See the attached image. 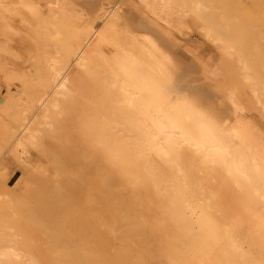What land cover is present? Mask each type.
<instances>
[{"label":"bare ground","instance_id":"6f19581e","mask_svg":"<svg viewBox=\"0 0 264 264\" xmlns=\"http://www.w3.org/2000/svg\"><path fill=\"white\" fill-rule=\"evenodd\" d=\"M198 2L203 10L197 8ZM242 3L243 0H114L105 6L101 0H0V36L4 38L12 31L10 21L17 18V23L33 31L38 36L34 38L40 43L42 40L45 47L30 55L27 73L13 69L16 75L3 72L17 77L24 96L14 104L10 96L14 91L10 92L0 109L7 121L4 123L0 115V123H4L0 133L10 153L16 160H24L31 145L41 144L39 132L49 135L59 117H63L59 125L64 124L63 128L57 127L61 133L55 132L59 134L56 138L51 130L49 135L50 139L56 138L52 140L59 150L70 154V146L62 138V134L68 136L67 131L83 145L81 159L73 152L67 165L60 164L59 153L50 154L57 174L65 180L53 185L49 174L45 177L48 182L41 187V193L54 198L49 204L44 202V208L52 209L54 215L62 211L55 218L64 222L63 227H68L72 214L86 212L91 205H106L113 212L116 230L121 227L123 231H116V236L135 235L132 240L137 244L154 234L164 237L162 246L169 252L170 264H264V135L238 116L241 106L233 93L236 87H246L264 108V50L258 48L256 56L250 55V32ZM85 8H94L91 13L84 11L91 15L94 12V16L83 22ZM186 14L195 16L192 19L198 17L205 37L230 58L229 75L240 86H231L234 88L228 95L223 92L227 106L219 101V108L214 110L213 86H197L187 75L197 59L196 53L191 46L187 51L189 59H184L177 44L180 40L174 36L177 32L183 36L182 19ZM169 25L175 29L174 35ZM5 38L6 42L12 40L10 35ZM12 74L11 78L4 76L17 80ZM162 90L185 94L204 107L217 123L216 133L206 137L192 128L159 125L154 113L165 102ZM59 138L62 141L57 144L55 140ZM8 196L12 199V195ZM11 201L4 200L12 209H19L20 202H15L16 207ZM11 214L14 215L12 211ZM84 215L79 227L88 237L92 223H85L90 220ZM4 220L0 217V264H42L36 248L31 251L18 233L3 229ZM55 224L51 227L52 238L60 227ZM62 226L58 233L63 238L57 235L61 241L55 244H60L59 248H53L60 253L66 246L68 252L62 251L70 259L68 248L72 245L62 247L67 236H62ZM68 228L66 233L71 230ZM101 245L92 247L104 252L100 260L93 255L97 264H132L134 259L127 257L128 246L108 254L110 245ZM89 249L86 250H94ZM48 258L51 263L55 261L52 256ZM93 258L87 255V261H92L88 264L96 263ZM69 262L74 264L73 260Z\"/></svg>","mask_w":264,"mask_h":264},{"label":"rangeland","instance_id":"374dc122","mask_svg":"<svg viewBox=\"0 0 264 264\" xmlns=\"http://www.w3.org/2000/svg\"><path fill=\"white\" fill-rule=\"evenodd\" d=\"M101 1H103L104 4L106 3L105 6H107V5L112 4V2L114 0H101ZM242 4L243 5L241 7L245 11V13H244L245 14V25L247 27V30L250 32L248 34V37H247V43H248L249 47L251 48L250 55L256 56L257 53L259 52L258 48L264 50V0H243ZM84 11H86V12L90 11V13H91V11H94V8H92V9L91 8H85V10L83 9V22H85L86 20L92 19V17L94 16V12H92V15H93L92 16L91 14L86 13ZM85 13H86V15H85ZM232 15L234 16L235 14L232 13ZM191 16H192V14H186L185 16H183L184 18L182 19L183 20L182 23L183 22L184 23H183L182 28H183L184 34L181 33V34H183V36L181 35L182 37L180 36V33H178V32H177L178 35L175 34L176 31L171 25L168 26V29L171 31H175V32H173V35L175 34L174 36H176V38H178L180 40L181 43L178 42L177 44L180 46L179 47V50H180L179 53L182 54L181 56H186L184 59H189L188 56H190V53H188L187 51H189L191 46H193V48H194L193 50L196 53L197 59H196L195 63L190 66L192 69L191 71H193V73L190 74V72H191L190 71V72H188L187 75L188 76L191 75L193 77L192 83L196 84L197 86H202L201 84H210L213 86L212 88L214 89V94L212 95L211 99L214 100L212 107L215 110V109L219 108V106H218L219 104H216L219 101H220V105H222V104H225L226 106L228 105V103H227L228 100H227L226 96H224V93H225V95L226 94L228 95V92H230V88H232L231 86H238L239 83H236V81L232 78V76L229 75L231 73L230 68H229L230 67L229 66V61H230L229 56L224 54V52L220 49V47L218 46L217 43H215V42L213 43V41L208 40V38L205 37V34L203 33L204 30L202 29V26H203L202 21L200 19H198V17L196 18L197 20L192 19L193 17L195 18V16H192V18H191ZM230 17H231V15H230ZM235 17L236 18L238 17L237 14L235 15ZM231 18H233V17H231ZM17 21H18L17 18L10 21L11 26L13 25L14 28L12 27V31L5 34L6 38L10 35L12 40L9 38V40L7 42L9 43V41L11 40L10 41L11 43L6 44L7 42H6V40H4L5 37L3 38L2 36H0V39H1L0 42H2V43H0V55H1L0 56V63L2 64V67H3L2 71L0 69V109L5 104V101H3V100H5L6 96L9 95L10 92H13V91L16 92L19 88L21 89V84L18 81L17 77L13 76L15 74V72L21 73V71H24V73H27L30 69V61H31L30 55H32L34 53L33 51H35V50H38V49L40 50V49L45 48L43 46V41L41 40V43H40V41L36 38L37 35L33 31L26 29L23 26L21 27V24L17 23ZM238 22H241V21H238ZM16 26H19V27H16ZM15 27H16V30H15ZM25 29L27 31H31V33L28 32V33H30V34H28ZM19 31H22V32L20 33ZM11 33H13V34H11ZM12 35H13V37H12ZM34 35H36L35 38H34ZM32 36L34 38V39H32L33 41L31 39H29ZM174 36L172 37L173 39H175ZM2 38H3V41H5V43L2 41ZM13 38H15L14 41H13ZM178 39H175V40L179 41ZM183 41H184V43H183ZM22 42H24V44ZM35 42H36V44H35ZM37 42L39 43L38 47H37ZM47 49H48V47H47ZM13 52L16 53L20 58L16 54H15L16 55L15 56ZM11 54L13 55L14 58H12ZM197 60H198V63H197ZM2 61L4 63H2ZM23 63H24V65H23ZM203 63H204V65H203ZM11 66H13V67H11ZM2 67H0V68H2ZM9 68H10V70H9ZM19 68H20V70H19ZM207 68L209 69V71L207 70ZM11 69H13L14 71L16 70V71L14 72ZM186 70H187V68H186ZM4 71L6 72V75L8 72L9 73L11 71L14 72V74L11 73L12 78H16L17 80H12V79L9 80V78H11V74H10V76H6L5 73H3ZM24 73H22V74H24ZM4 75L6 77H9V78L7 79ZM231 78H232V80H230ZM233 80L235 82H233ZM234 83L236 85H234ZM240 88L236 87V90L233 91V93L236 96L237 102H239L240 106L242 107V108L240 107V113L238 116L241 115L240 118L243 121H245L247 123L249 121L251 123L250 124L251 126L254 125L252 127L258 132L259 135H261V133H262V135H264V108L260 107L261 105L256 103L255 98L250 93L248 88H246V87L244 88L243 86ZM20 89L16 93L13 92L15 95L13 93H12L13 95L10 94V96H13V98L15 100L14 104H16V101L19 102L21 99L23 100V98H24V96H22L20 94ZM232 89H231V91H232ZM7 91H8V94L6 93ZM16 97H17V99H16ZM18 99H19V101H18ZM258 107H259V109L262 108V110L259 111ZM241 109H242V111H241ZM0 115H2V117L0 116L2 121L4 120L3 122L6 123L7 122V121H5L6 117L3 116V113H0ZM59 118L61 119V117H59ZM60 119L57 123L54 124L53 127L55 129L54 128H52L50 130L48 129L50 131V132H48L49 135H51L53 133L51 130H54L53 134H55V132L57 133L60 131V129L57 127H60V128L64 127V124L62 126H60L62 123L60 121H62L63 117L61 120ZM2 121H1V123H2ZM1 123H0V125L3 126L2 124H4V123H2V124ZM59 123H60V125H59ZM42 126L43 125H41V128H44V127L46 128V126H43V127ZM0 129H2V127H0ZM0 132L3 133V129H2V131L0 130ZM1 133H0V146H1L0 147V194H1L0 195V206H1L0 207L1 208L0 214H2V215L0 217L3 218V220L5 219L4 221H6L5 226H4L5 228H3V229L8 230V232L18 233L17 235L18 236L20 235L23 243L25 245H28V248L29 249L31 248L30 249L31 251L35 252L37 249V251H36L38 253L37 256H38V259L40 260V262L42 264L44 262H46L44 264H48V263L52 264L53 262L55 264H57V263H60V260H62L61 264L64 263L63 261H65V263L71 264L70 263L71 261L69 262V260H73L74 264L92 263V261L91 262L87 261L88 259H90V258L87 259V255H89V257H91V258H93V255H94V256H96V258H95L96 260H97V258L100 260L101 255H102L101 253H104V252L101 249H97V250H95V249L97 247L100 248L101 243L104 245H108V246L110 245L109 247L105 246V247H108V249H109V251H108L109 253L107 252L108 254L112 253L111 250L114 252H117V250L121 251V250H123L122 249L123 247L128 246L129 248L128 247L127 248L129 249L128 250L129 255H127V257L130 256V257H132V260L134 259L133 260L134 262L132 261V264H170L169 256H168L169 252L166 253L165 251H167V250H165V247L162 246V245H165V243L162 242L163 240L165 241L164 237H161V236L154 234L153 236L151 235L152 237L149 236L147 238V240H145V241L143 240V243L139 241L140 243L137 244L136 242L133 243V240H132L133 239L132 237L135 235L127 234L125 236L123 234V237H121L122 236V234H121V236L120 235L116 236V235H118L119 232L123 233V231H122L121 227L119 228L121 230H119L118 228L116 230L117 226H116V222L113 218V212L106 205H100V206L91 205L88 207L87 210H85L86 212L83 211V213L72 214L68 220V227L70 226L71 230H67V233H66V229L68 227L65 225L64 226L65 228H64L62 226V225H64V222L59 221L60 220L59 218L56 219L58 216H60L62 214L61 213L62 211L58 212V213H61L60 215H58L57 212H56L57 215H54V213H52L53 212L52 209L44 208V205H43L44 202L49 204L54 199L52 197V195L49 193L48 194L46 192L41 193V187L48 182V180L46 181V178H48L49 174L53 176L52 178L55 177L54 179L50 178L51 179L50 183L53 185L61 184L65 180L64 177H62L60 174L59 175L57 174L58 173L57 172V166H55L52 163V160L50 161V159H51L50 154L59 153L60 159H61L60 164H63V165H67V162H69L68 159L70 158V154L72 157L73 152H76L78 154V158L81 159V152H82L81 150L83 148V145L80 143L79 140H77L75 134H73V133L69 134L68 131L66 132V133H68V136L66 134H62V138L66 139L69 146H70V154H67L66 152L60 151L59 150L60 146H57L56 143L53 141L54 139L57 138L56 136H59V134L58 135L57 134L52 135L53 137H56L54 139L52 138L53 139L52 140L49 138L50 137L49 135H45L46 132H43L44 135H43V133L39 132V134L42 135V137L40 135L38 137L39 138L38 143L41 142V144H38L39 147L36 145L37 143L35 145H31L30 148H28L27 156L26 155L24 156L25 159L24 160H16V158L13 157L12 154L10 153L11 149L8 148V143L5 140L4 135ZM59 133H61V131ZM2 135H3V137H2ZM60 140H61V138H59L55 141H57V144H58V142ZM59 144L61 145V143H59ZM71 147H72V149H71ZM36 170H37V172H36ZM93 180L94 179L92 178V181ZM36 190L39 192L36 193ZM5 194L6 195L9 194L10 196L12 195V199H10L11 197H9V196H8L9 198L6 197ZM2 195H4L5 197ZM40 195H42V196H40ZM48 195H49V197H48ZM37 196H39V199ZM43 197L45 198L44 200H43ZM51 197L53 199H51ZM7 199H9V200H7ZM4 200L5 201H11L12 200L10 202V204L14 201V205L16 204L15 202H18V203L20 202V204H18V205H20V207L15 205L19 209H15V210H17V211H15L14 209H12L10 207L9 203L7 202L9 205L8 206L7 203L4 202ZM21 201H22V204H21ZM1 203L4 205H2ZM41 203H42V205H41ZM22 205H24L25 208ZM2 206H4V207H2ZM6 206H7V208H5ZM16 207H14V208H16ZM21 207L24 209H22ZM11 211L14 215L11 214ZM51 214L54 216H51ZM82 215H84L83 217H85L87 220H90V222L84 221L85 223H87V222L92 223L90 225L91 227H88L89 229H91L90 230L91 233L88 230V228L86 229V231L88 230V232H89L88 237L83 236V229L79 227L80 222H83L80 219L82 217ZM12 216H14V217H12ZM50 217H52V218H50ZM52 220H54V222L56 220H58V222L56 221L55 223L56 224L59 223L58 225H60V227L62 226V228H61L62 233H63L62 236H64V234L67 235L66 238L64 236L65 240L62 241V242L65 241L66 243L64 242V244L63 245L61 244V245H62V247H64L65 244L72 245V246L67 245V248L69 246V248H68L69 253L68 254H70V251H71L72 254L70 255V257L72 259L71 258L69 259V255H67V257H66V254H67L66 252H68V251H66L67 250L66 246H65V248H63L66 252L62 251L63 249L60 252L62 254V256L58 252L60 250L53 248L57 245L58 246L60 245V244H57V245H55V244L58 242L60 243V241L62 240L63 237H61L60 232L58 233V229L60 227H58L54 222H52ZM33 221L38 222V223H35ZM47 223H48V225H47ZM49 223L52 225H50ZM53 224H55V226H57V228L55 227L57 229V235H59L61 237V240H58L57 238L59 236L54 234L53 238L55 239L57 237L56 238L57 240L55 239L56 242H54V243H52L54 240L52 238V232L53 231L51 228L52 226L54 228ZM97 224H98V226H97ZM92 226H94V227H92ZM63 228L65 229V231ZM116 231H118V233H116ZM68 232L71 235H69ZM69 236H71V238ZM67 237H69V239ZM97 239H99L101 241V243L99 242L100 245H99V243H97ZM93 240H94V242H93ZM95 241H96V244H98V245L94 244V246H93V243H95ZM144 242H146V243H144ZM50 243L54 244V246ZM112 243H113V245L116 246V248L112 247V245H111ZM131 243H133V244H131ZM87 246H91L92 250L94 249L92 247H95V249L92 251L91 249H89L90 247L85 248ZM34 248H36V249H34ZM86 249L87 250L89 249L94 253L89 252ZM96 251L99 253H97ZM161 251L162 252L164 251L166 255L164 254V252L160 254ZM86 252H89V254H87ZM91 253H92V256H90ZM34 254L36 255V253H34ZM163 255H165V257ZM48 256H50V259L52 256V260H54L53 259V257H54L55 261H53L51 263L49 260H47V259H49ZM45 258L47 261L45 260ZM95 259L93 258V261H96ZM97 263L98 262L96 261L95 264H97ZM127 263H129V262H126V264Z\"/></svg>","mask_w":264,"mask_h":264},{"label":"clouds","instance_id":"9594fccd","mask_svg":"<svg viewBox=\"0 0 264 264\" xmlns=\"http://www.w3.org/2000/svg\"><path fill=\"white\" fill-rule=\"evenodd\" d=\"M197 8L203 10V5L198 2ZM162 96L165 102L157 106L154 113L159 125L192 128L206 137L216 133L218 126L210 113L187 95L162 90Z\"/></svg>","mask_w":264,"mask_h":264}]
</instances>
